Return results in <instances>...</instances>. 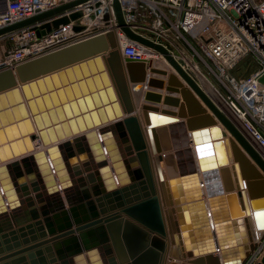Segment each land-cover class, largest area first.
Masks as SVG:
<instances>
[{"label":"water","instance_id":"1","mask_svg":"<svg viewBox=\"0 0 264 264\" xmlns=\"http://www.w3.org/2000/svg\"><path fill=\"white\" fill-rule=\"evenodd\" d=\"M113 7L162 68L124 58L115 28L0 67V264H264V157Z\"/></svg>","mask_w":264,"mask_h":264},{"label":"built area","instance_id":"2","mask_svg":"<svg viewBox=\"0 0 264 264\" xmlns=\"http://www.w3.org/2000/svg\"><path fill=\"white\" fill-rule=\"evenodd\" d=\"M75 1L0 0V30ZM118 2L126 25L134 33L164 46L192 75L197 77L190 66L198 67L210 80L213 77L216 92L240 113L257 142L264 145V0ZM73 13L80 16L72 20ZM106 14L109 18L104 21ZM60 17L69 21L37 37L44 23ZM76 26L82 29L74 31ZM112 28L119 41L124 39L120 43L124 58L166 62L160 52L125 36L118 27L113 0H84L51 18L1 34L0 67L14 66L81 40L94 30ZM247 60L254 70L247 76H236L234 70Z\"/></svg>","mask_w":264,"mask_h":264},{"label":"bare ground","instance_id":"3","mask_svg":"<svg viewBox=\"0 0 264 264\" xmlns=\"http://www.w3.org/2000/svg\"><path fill=\"white\" fill-rule=\"evenodd\" d=\"M123 41H124V39L120 38V43H123ZM187 62L189 63V61H187ZM190 70L192 71V73L195 72L194 74H197L198 80L204 86V89L207 92H209L222 105V107L230 114V116H232L234 118L235 122H237L238 126L242 130V133L244 134V136L246 138H248L249 140H251V142L254 144V146L257 147V149L264 156V145H262L259 142H257L256 137L253 135V133H251L248 130V128L246 127V124L243 122L240 113L238 111H234L233 110L234 108H232V106L228 102H226V100L224 101L222 99V97L219 96V94L216 92L217 90H216L215 85L212 83V81L210 79L207 78L206 75H204V74H202V72H200L198 67L195 68L194 66L193 67L190 66ZM34 143H36V148L37 149L42 148L40 144L39 145L37 144V142H34ZM190 146H191V148H193V145H190ZM182 157H183L182 159L184 160V162H186L185 156L182 155ZM215 187L216 186H214V189H215ZM262 218L263 217L260 216V219H262Z\"/></svg>","mask_w":264,"mask_h":264},{"label":"rangeland","instance_id":"4","mask_svg":"<svg viewBox=\"0 0 264 264\" xmlns=\"http://www.w3.org/2000/svg\"><path fill=\"white\" fill-rule=\"evenodd\" d=\"M253 70H254V68L252 67L251 61L247 60V61L242 62L238 65V67L234 70V74L236 76H240L242 73H245V75H243V76H247ZM211 81L216 83V81H215V79H213V77H212ZM221 93H223V92H221Z\"/></svg>","mask_w":264,"mask_h":264},{"label":"crops","instance_id":"5","mask_svg":"<svg viewBox=\"0 0 264 264\" xmlns=\"http://www.w3.org/2000/svg\"><path fill=\"white\" fill-rule=\"evenodd\" d=\"M160 63H162V65H163L164 62L161 61V62H158V63H157V65H159L158 67L162 68V65H161ZM163 67H164V66H163ZM170 71L172 72V70H170Z\"/></svg>","mask_w":264,"mask_h":264}]
</instances>
